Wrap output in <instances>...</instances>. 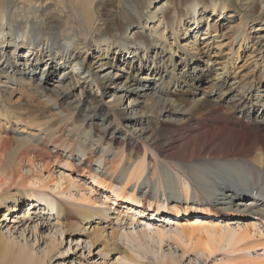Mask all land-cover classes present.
I'll use <instances>...</instances> for the list:
<instances>
[{
  "label": "bare ground",
  "instance_id": "6f19581e",
  "mask_svg": "<svg viewBox=\"0 0 264 264\" xmlns=\"http://www.w3.org/2000/svg\"><path fill=\"white\" fill-rule=\"evenodd\" d=\"M98 1L0 0V228L27 197L38 209L37 226H46L39 214L50 210L62 233H80L89 247L101 245L118 260L142 264L138 258L146 254L120 248L117 240L125 235L138 245L145 237L180 244V255L156 256L159 264H181L189 252L205 262L219 250L226 264H264V233L257 226L264 223V94L252 81L237 83L227 63L210 57L202 45L209 40L205 32L206 41L197 40L200 19L210 25L211 14L220 17L229 3L127 0L121 14L112 9L103 18L105 4ZM236 1L241 25L232 41L240 46L251 18H264V0ZM125 18L139 23L144 40L125 26L110 35L96 26ZM91 45L97 46L93 56ZM112 49L122 52L116 54L121 65L110 58ZM201 57L203 66L197 64ZM126 64L140 75L122 72ZM108 87L110 99L101 103ZM135 113L145 118H131ZM69 160L95 185L112 190L116 205L131 203L142 216L151 211L147 218L162 217L176 228L150 221L134 229L142 226L134 224L135 215L101 208L90 195L93 186L54 176L52 162ZM121 224L131 232H120ZM54 241L41 255L0 229V264H48ZM256 247L262 251L248 256Z\"/></svg>",
  "mask_w": 264,
  "mask_h": 264
},
{
  "label": "rangeland",
  "instance_id": "374dc122",
  "mask_svg": "<svg viewBox=\"0 0 264 264\" xmlns=\"http://www.w3.org/2000/svg\"><path fill=\"white\" fill-rule=\"evenodd\" d=\"M103 1L105 5L100 7L102 11L101 15L103 18H105V15L107 17V15L110 14L109 12L112 11V9H116L118 12L120 10L124 11L123 9H126L127 4H128L127 0H121L120 2L119 0H107V2L105 0H100L98 2H103ZM139 1L142 2L143 0H139ZM159 1H160L159 3H162L164 0H159ZM226 2L229 3L228 5L230 7L225 8V11L223 12V14L222 13L220 14V17H213L211 14L210 18H213V21H211L210 25H207L206 22H204L205 20L200 19L201 23L199 25L200 29H198L199 30L198 33L200 35V33L204 34L205 32L206 36L204 37H206V39H209L207 43H204L202 45L204 47L206 45L208 46V48L207 47L205 48V51L207 49L211 58L215 59L219 63L221 61L227 63L228 68H230V71L233 73L235 72L234 74H236V77L238 80L237 83L240 82L242 79L248 80V82L252 81L251 83H253L254 85L256 84V86L258 87H261L260 88V90L262 89L261 94H264V69H263V65H264L263 63L264 62V18H251V21L248 23V25L246 26V30H245L246 31L245 32L246 38L244 40L245 42L242 41L241 45L239 46V42L232 41V38L234 35H236V33H239L238 28L241 25L239 12L241 8L239 7V3L236 0H226ZM99 5L100 4L98 3V6ZM153 5L154 4H151V7ZM205 5H206L205 3L204 4L201 3L200 6L204 7ZM165 9H171V8L167 7V8H164V10ZM203 11L205 15L209 14L207 7L203 9ZM121 13L122 12H119V14ZM158 14L159 16H161L162 13H158ZM114 18H115L114 20H116V16H114ZM188 19L189 17H186L184 20L187 22ZM128 20L129 22L132 21L130 18H125L123 20H117L116 26L108 27L104 25L103 22H101V25L96 24V26H98L100 30H102V34H108V35L112 34L114 31H118V29L121 26L123 27L125 26V32L126 31L131 32V30L133 29L135 32V33L132 32L133 36H135L138 33L139 35L137 36L144 40V35L141 33V31L137 30L139 23H128L127 24ZM110 22L111 21L108 20L107 24H109ZM101 26L104 28L101 29ZM202 35L199 36L200 39L199 37H197L198 42L206 41L204 38H202L203 37ZM145 39L147 40V37H145ZM183 39L185 38H182L181 40L184 41ZM187 42L189 43V41ZM197 44L196 46H198ZM238 46H239V49H238ZM96 47H97L96 45H91L89 48L90 52H92V50L94 52L96 50L97 52ZM109 47H112V46L110 45L107 48ZM152 49L153 48L150 49L151 53L153 52ZM22 50L23 49H20V51H18L19 55L22 54V52L24 51ZM114 50L115 49H112L113 52L108 51L109 56L111 59L113 58V62L118 65L119 63H122V62L116 57V54L121 55L122 52L114 53ZM236 50H238L237 58L236 56H233V53L235 55L234 51ZM94 52H92L90 56H93ZM141 52L143 51L141 50ZM126 53L124 52V55ZM174 60H178V57L174 58ZM176 64H179V63H176ZM197 64H199V66H203V64H205L204 59L201 57V59L198 61ZM122 66H124V70H122V72L125 73L126 69L127 70L129 69L128 68L129 65L126 64ZM182 66L183 64H180L177 66V68L179 67L182 68ZM116 68L117 67H115V69ZM128 71L130 74L134 73L137 75H140V72H141L137 66L130 67V70ZM206 75L207 74H205V76ZM49 76L50 77L48 78V85L51 86L56 82L55 80H56L57 72L53 71ZM203 84L205 83L202 82L201 85ZM111 90H112V87H108L107 90L105 91V94H103V96L100 97L101 103H105L107 100L110 99L109 92ZM131 95L133 97L135 95V92L133 91ZM72 96L73 94L70 95V98ZM15 98H19L18 95H16ZM31 98L33 99V96ZM232 98L230 100H232ZM25 100L26 99H23V101ZM35 101L36 99L35 100L33 99L32 103H35ZM137 108L141 109L139 105L137 106ZM130 117L134 118L135 120H138L140 118H145L144 115H141L139 113H135L134 115ZM151 125L152 123L149 124V126ZM67 163L68 164H66V162L64 161L61 163L52 162L51 166L54 169V172H53L54 176L58 175L59 177V174H61L64 177L73 178L74 180H76L75 181L76 183H79L82 186H85V185L90 186V187L93 186L92 188H90L91 190L90 195L93 198H97L99 200L98 204L101 205V208H104V207L109 208V206L111 208V205H112V207H114L112 210L110 209V212L112 213V215L115 213L114 211L116 212L117 210L121 211L120 207L122 208L123 205H126V203L122 202L121 200L116 201V202H119L118 205L113 203L116 197H114L115 195L112 192V190L110 191L106 187L104 188L103 186L95 185L93 183L94 181L91 178H88L87 176L83 175L81 171H77L74 168V165L70 163V160ZM45 176H46V173H45ZM29 189H32V188H29ZM90 190L86 189L87 194L88 192H90ZM107 197L110 199H108ZM63 198L61 199L64 201L66 200L71 201L67 198H64V199ZM28 200L29 198L25 197L24 200H22L21 205L16 210L10 211L11 213H9L8 217H10L11 219L9 218V219L2 220L1 222L3 224V227H1L0 229L2 230L3 234L7 237H10V239H15L19 242L35 247L37 251L39 252V254L41 255H44L46 250L50 247L51 241L54 239L55 240L54 243H56L55 245L57 246V248L54 250V252H52L51 258L48 261V264H140V263H132V262H127L123 260H118L119 256H117L115 252H110L108 255H105L103 251H101L102 248L101 250H99L101 245H98L96 247H93V246L89 247V243L87 242V239L84 236H82V234L80 233H76L72 231L70 233H62L58 226L60 222L59 221L57 222V220H55L56 215L55 213H50L51 212L50 210H49V213L45 212V213L39 214L40 216L44 218V220H41L40 222L44 221V224L46 226L45 227H39L40 225L37 226L36 223L39 222V220L36 219L38 218V216L36 215L38 214L37 213L38 209L37 207L34 210L33 208L31 209L30 204L26 203L28 202ZM100 205H91V206L93 208H100ZM132 207H134V205H132ZM122 209L124 210L122 211L126 213L131 211L126 208H122ZM30 210L32 212L34 211V214L32 213L33 214L32 216H22V214H24L27 211L30 213ZM165 210L167 211L166 208ZM82 214L87 215V211H83ZM162 214H165V213H162ZM128 215L132 216L133 214L128 213ZM183 216H181L179 219H182ZM86 218L87 217H85V220H82L80 222V225L83 227H85L86 224L88 223ZM161 218L162 217H159L156 219V221H151V222H156V225L163 227L165 229H168V231L172 230L174 227L176 228L175 226L176 224L174 223L171 226L163 224ZM224 218L225 219L228 218L230 221L232 219V217L230 216L228 217L225 216ZM136 222L137 221H135L134 224H136ZM231 222H234V220H232ZM112 224L113 223H111L110 225L114 226ZM123 224H121L120 226L118 225V228L119 227L121 228L120 232L121 231L131 232V229H129V226L123 225ZM257 226L264 233V223L263 224L261 223L260 225L258 224ZM138 227L139 228L134 227V229H140L143 227V225L138 226ZM106 230L107 232H110L111 230L110 226H107ZM253 239H257V237H254ZM117 242L120 248L125 249L127 251L131 252L133 250L138 253L140 252L141 254L146 253V254H142V258H138V261L142 262V264H159V261L156 259V256H162V254H169V253L171 254L173 253L175 256H177L181 254V249H182L180 244H176L174 243V241H171L168 239H164L161 242V244H159V240L157 237H145L142 243L138 245L137 241H133V242L128 241V239L124 235L120 239H118ZM182 247H186V246H182ZM145 250H149V253L145 252ZM219 251L216 252L214 256L207 258L205 262H202L203 258H201L199 254L190 253V252L186 253L184 257L181 258V261H182L181 264H226L228 263L224 261V258L226 257V253L223 250L222 251L219 250ZM261 251L262 250L260 248L257 249L256 247L254 249L248 250L247 255L248 256L256 255L258 254V252H261ZM237 254L238 253L233 254V257H235V255ZM229 257H232V256H229Z\"/></svg>",
  "mask_w": 264,
  "mask_h": 264
}]
</instances>
